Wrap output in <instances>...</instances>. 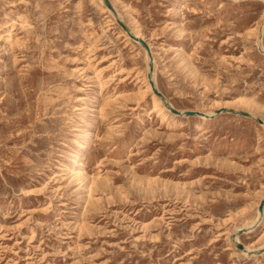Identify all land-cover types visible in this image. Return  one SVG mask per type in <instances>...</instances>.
Masks as SVG:
<instances>
[{
    "label": "rangeland",
    "instance_id": "374dc122",
    "mask_svg": "<svg viewBox=\"0 0 264 264\" xmlns=\"http://www.w3.org/2000/svg\"><path fill=\"white\" fill-rule=\"evenodd\" d=\"M108 1L0 0V264H264V0Z\"/></svg>",
    "mask_w": 264,
    "mask_h": 264
},
{
    "label": "water",
    "instance_id": "95a60500",
    "mask_svg": "<svg viewBox=\"0 0 264 264\" xmlns=\"http://www.w3.org/2000/svg\"><path fill=\"white\" fill-rule=\"evenodd\" d=\"M104 2H105L106 5L108 6V8H109L110 10L113 11L112 6L110 5L109 1H108V0H104ZM118 23H119V25L122 27V29L127 33V35H128L130 38H132V40H134L135 42L141 44V45L145 48V50H146V52H147V55H148V58H149V60H150V75H149L150 84H151L153 90H154V91H155V92H156V93H157L162 99H164V96H163L162 94H160V93L158 92V90H156L155 86L153 85V77H152V74H153V72H154V64H153V56H152V51H151V49H150V46L148 45V43H147L146 41H144V40L141 39V38L136 37L131 31H129V30L125 27V25L122 23L121 20L118 19ZM165 104L169 107V109H170L173 113L178 114V115H186V116H188V115H194V114H196V113H194V112H180V111H178V110H176V109L170 107L166 101H165ZM245 115L248 116V117L251 116L250 114H245ZM258 122L261 123V124L263 123L262 120H258ZM259 210H260L261 213H263V210H264V200L260 203V208H259ZM243 232H244V230L239 231L238 234H237V236L243 234ZM235 237H236V236H235ZM236 244H237L239 247H241L240 244H239L238 242H236Z\"/></svg>",
    "mask_w": 264,
    "mask_h": 264
},
{
    "label": "bare ground",
    "instance_id": "6f19581e",
    "mask_svg": "<svg viewBox=\"0 0 264 264\" xmlns=\"http://www.w3.org/2000/svg\"><path fill=\"white\" fill-rule=\"evenodd\" d=\"M10 30V29H9ZM9 30H7V31H5V33H4V36L6 37V36H9L10 35V32H9ZM134 35L136 36V37H138V38H142V36H141V34L138 32V31H134ZM144 36V35H143ZM261 36V35H260ZM9 39H10V36H9ZM11 40V39H10ZM15 43V42H14ZM151 44V43H150ZM150 44L148 43V45L150 46ZM261 45V44H260ZM260 47H262L261 48V51L262 52H264V46L263 45H261ZM150 48H151V46H150ZM149 59V58H148ZM148 89H151V86L150 85H148ZM153 95V94H152ZM154 101H155V110H158V108H159V110L160 111H162V110H164V107L162 106V103H161V101H159V100H157V99H155L154 98ZM154 103V102H153ZM160 106H162V107H160ZM157 112V111H156ZM210 114V113H209ZM209 114H204L203 116H202V120L205 122L207 119H208V116H209ZM89 140H90V137H89V135L86 137V142H85V144H83L82 145V149H85V148H87V144L89 143ZM89 151V150H88ZM79 158V156H77V157H75L73 160L74 161H76V159H78ZM76 164H78V163H76ZM75 178V177H74ZM77 180V179H76ZM258 218V220H260L261 219V213H260V210L258 211V216H257ZM257 220V221H258Z\"/></svg>",
    "mask_w": 264,
    "mask_h": 264
}]
</instances>
